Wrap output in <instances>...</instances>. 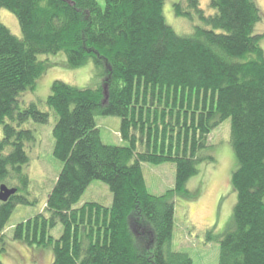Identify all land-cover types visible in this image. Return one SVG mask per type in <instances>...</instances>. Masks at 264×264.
I'll use <instances>...</instances> for the list:
<instances>
[{"label": "trees", "instance_id": "16d2710c", "mask_svg": "<svg viewBox=\"0 0 264 264\" xmlns=\"http://www.w3.org/2000/svg\"><path fill=\"white\" fill-rule=\"evenodd\" d=\"M165 2L0 0L22 33L0 21V186L18 189L0 200L1 242L15 208L33 204L24 167L38 138L24 124L50 119L21 97L56 64L40 56L62 53L70 68L93 62L101 81L51 84L45 103L58 118L53 153L62 169L47 214L18 224L15 239L52 248V264H194L171 249L175 198L198 196L187 182L201 161L213 160L200 154L209 134L230 119L237 202L220 240V264H264V35L256 29L263 13L256 0H210L212 12L201 0H178L175 14L196 21L193 33L182 35L166 22ZM99 115L121 119L127 146L103 143ZM164 162L176 165L175 189L154 195L142 164ZM94 180L109 186L111 205L76 207ZM59 223L63 233L55 240L50 231Z\"/></svg>", "mask_w": 264, "mask_h": 264}, {"label": "rangeland", "instance_id": "374dc122", "mask_svg": "<svg viewBox=\"0 0 264 264\" xmlns=\"http://www.w3.org/2000/svg\"><path fill=\"white\" fill-rule=\"evenodd\" d=\"M178 0H166L164 15L166 22L179 34H192L196 21L175 14V3ZM104 5V0H98ZM210 0H201L202 7L210 11ZM264 16V0H256ZM0 21L10 31L21 37V28L18 19L11 11L0 8ZM257 32L264 35L263 21L256 25ZM264 48V37L261 40ZM54 64L37 81L36 90L24 94L27 104L35 103L43 111L50 113L47 123H38L30 120L24 124L25 128L32 129L37 135L38 142L28 150L29 163L24 170L29 176L27 197L33 204L18 205L4 231L5 251L0 253V260L5 264H52L53 250L49 247L29 246L15 239V228L18 224L33 219L39 214L46 213V202L62 169V162L53 153L55 139L53 129L57 116L45 103L50 94V87L54 80H62L70 85L85 88L98 84L101 80L96 77V68L93 62H88L79 68H70L63 64L64 54L43 55ZM39 57V58H40ZM103 143L114 146H127L120 134L121 119L116 116L96 117ZM2 127H0V137ZM208 149L201 152V156H210L213 160L201 161L198 164L199 173L187 182V189L198 196L190 200L186 196L175 198L174 233L171 249L190 255L194 264H220V240L232 224L234 206L237 202V193L231 184V175L236 169L237 160L231 144V120L227 119L215 128L208 136ZM139 150H144L143 147ZM146 184L150 193L163 195L175 189L176 165L173 162L160 164L143 163ZM14 186L15 182H11ZM113 200L109 186L94 180L89 185L76 207L86 202H98L105 206L111 205ZM63 233V225L59 223L50 231L53 239H59Z\"/></svg>", "mask_w": 264, "mask_h": 264}, {"label": "water", "instance_id": "95a60500", "mask_svg": "<svg viewBox=\"0 0 264 264\" xmlns=\"http://www.w3.org/2000/svg\"><path fill=\"white\" fill-rule=\"evenodd\" d=\"M104 93H105V101L107 100L108 96V89L107 85L104 86ZM16 187H8L6 184H3L0 186V200L1 201H7L12 195H15L17 193Z\"/></svg>", "mask_w": 264, "mask_h": 264}]
</instances>
